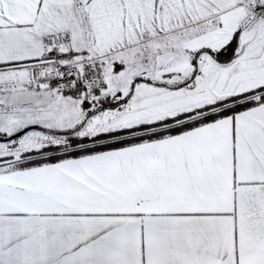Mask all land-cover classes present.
I'll return each mask as SVG.
<instances>
[{
	"label": "snow or ice",
	"instance_id": "snow-or-ice-1",
	"mask_svg": "<svg viewBox=\"0 0 264 264\" xmlns=\"http://www.w3.org/2000/svg\"><path fill=\"white\" fill-rule=\"evenodd\" d=\"M0 264H264V0H0Z\"/></svg>",
	"mask_w": 264,
	"mask_h": 264
}]
</instances>
